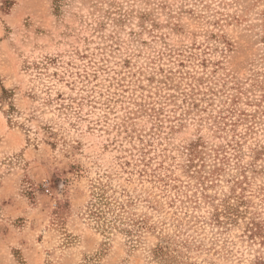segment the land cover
<instances>
[{"label": "rangeland", "instance_id": "obj_1", "mask_svg": "<svg viewBox=\"0 0 264 264\" xmlns=\"http://www.w3.org/2000/svg\"><path fill=\"white\" fill-rule=\"evenodd\" d=\"M101 185L138 241L92 218ZM251 222L264 0H0V264H159L163 233L192 264H264Z\"/></svg>", "mask_w": 264, "mask_h": 264}, {"label": "trees", "instance_id": "obj_2", "mask_svg": "<svg viewBox=\"0 0 264 264\" xmlns=\"http://www.w3.org/2000/svg\"><path fill=\"white\" fill-rule=\"evenodd\" d=\"M3 96L8 95L7 90L3 88ZM59 98H62V95L58 94ZM198 144L193 145L190 148L189 157L194 154H198ZM127 165H130L127 162ZM98 206L95 210L91 211L92 218L100 225L101 228L112 231L115 229L120 230L121 232L126 233L133 241H138L136 238V233L141 231L145 227L144 218L141 215H137L134 212L129 211L131 206V200L127 199L126 201H119L111 196H108L106 185L98 186ZM96 193V192H94ZM240 204H243L242 201H239L238 204H231L230 198H228L224 204L225 214L230 215L231 220H235L238 216L241 215ZM96 205L93 204V206ZM150 230L155 229L156 225H148ZM141 229V230H140ZM250 232L252 237H261L264 238L263 234V224L259 222H251ZM179 236L173 237L170 234H161L159 242L156 244L153 249V255L159 264H192L190 263L189 257L184 261V257L188 254V250L185 252L181 248L189 249L188 240H179ZM182 246V247H179Z\"/></svg>", "mask_w": 264, "mask_h": 264}]
</instances>
